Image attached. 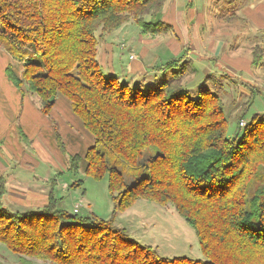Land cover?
I'll return each instance as SVG.
<instances>
[{"label": "trees", "instance_id": "16d2710c", "mask_svg": "<svg viewBox=\"0 0 264 264\" xmlns=\"http://www.w3.org/2000/svg\"><path fill=\"white\" fill-rule=\"evenodd\" d=\"M165 1L0 0V43L21 65L19 73L7 66V76L38 96L43 113L58 95L70 101L93 139L84 172L94 180L106 174L114 202L110 219L81 216L57 208L50 188L42 207L11 211L0 176V242L22 263L34 257L52 264H264V114H253L239 138L229 137L222 81L208 74L188 90L183 77L197 70L190 59H169L160 68L170 77L145 90L103 73L98 62V41L128 20L145 35L170 32L165 22L145 19ZM259 45L252 48L256 66L264 63ZM79 160L72 155L70 168ZM121 162L136 166L130 184ZM137 199L171 203L193 228L204 259L163 257L116 227V210Z\"/></svg>", "mask_w": 264, "mask_h": 264}, {"label": "crops", "instance_id": "0c3cea01", "mask_svg": "<svg viewBox=\"0 0 264 264\" xmlns=\"http://www.w3.org/2000/svg\"><path fill=\"white\" fill-rule=\"evenodd\" d=\"M218 1L209 0L206 4L204 0H166L156 19L170 25V32L148 36L139 29L137 42L151 41L150 47L143 58L129 55L127 73L146 78L147 84L153 83L171 75L161 65L169 59L182 58L195 64L197 74L201 66L206 75L227 73L226 80L236 82L235 75L241 74L238 63L252 64L251 48L255 44L232 43L211 31L212 22L208 19L211 16L223 17L224 22L230 18L241 20L244 16L238 11L225 14L218 8ZM248 8L255 11V15L248 16L249 34H256L262 29L256 20L264 16V0H250ZM123 24L117 28L122 29ZM148 37L149 40H144ZM127 41L121 42V46H126ZM263 41L260 45L264 46ZM110 47L106 42L100 45L98 60L106 61ZM14 61L0 45V176L5 178L2 200L11 208L35 210L46 203L50 188L54 190L55 183L50 178L58 168V161L68 168L70 157L79 155L81 159L93 139L63 95L57 96L50 112L43 113L37 95L19 90L5 72L9 65L20 72Z\"/></svg>", "mask_w": 264, "mask_h": 264}, {"label": "rangeland", "instance_id": "374dc122", "mask_svg": "<svg viewBox=\"0 0 264 264\" xmlns=\"http://www.w3.org/2000/svg\"><path fill=\"white\" fill-rule=\"evenodd\" d=\"M249 1L219 0L218 8L223 9L225 14L227 12L233 13L238 11L244 16L241 20L230 18L225 22L223 17L211 16L208 18L212 22L211 31L217 37H221V39L225 37L232 43H262L264 40V16L256 20L262 27L261 31H258L256 34H249L247 25L248 16L255 15V11L248 8ZM204 2L207 4L209 0H204ZM158 13L148 14L145 16V19L147 21H155L157 20ZM121 28H116L110 33H106V39L98 41L97 59L100 55V45L104 42L111 45L110 50L108 49V53L110 54L107 56L106 61L104 62L99 59L98 62L103 73L113 74L120 82L130 83V86L140 84L142 89L145 90V86L147 85L146 78L142 76L132 77L127 73V65L130 61V54H136L137 57L143 58L150 47L148 44L151 41H142L144 44L140 41L137 42L139 40L137 36L140 34L138 33L140 28L132 20L125 22ZM149 38H144V40H149ZM126 39H128L126 46H121L120 43L124 40L126 41ZM0 45L4 46L3 43H0ZM35 59L37 60L38 58ZM14 62H16L14 63L15 68L21 69L19 61L16 60ZM238 65L241 74L235 75L234 80L236 82L231 83L229 78L226 80L228 75L225 74L227 73L217 76L220 77L222 85L225 84L224 88H221L222 90L220 89L221 91L219 90L218 93L221 98L223 97L227 136H236V138L240 137L243 125L250 121L253 114H264V64L257 66L251 64L247 66L244 62H241ZM198 69L197 75L192 74L183 77V83L190 91L195 90L204 80V75L206 76L203 67L199 66ZM211 75L215 76L216 74L212 73ZM169 77L167 76L166 79ZM197 81L199 82L197 83ZM208 85L210 86L211 84L208 83ZM224 91L225 93H223ZM147 154L148 152L145 150L142 151L138 161H142ZM57 165L58 168H56L55 174H52L50 178V180L55 179L53 193L57 199V208L66 209L81 216L93 212L103 219H110L114 211V202L108 193L107 175L105 174L101 179L94 180V178L84 172L82 158L75 169L70 168L71 164L67 168L61 161H58ZM134 167L122 162L118 165V169L121 171L127 184L133 181V177L137 173V169H133ZM74 182H78L79 185L71 186ZM249 190L251 191V188ZM2 202L5 206V201L2 200ZM75 204L77 205L74 207ZM6 207L11 211L34 210H19L10 206ZM113 223L116 227L123 228L131 240L155 247L157 252L163 257L187 256L193 259H204L193 228L177 213L171 203L159 204L147 199H137L130 207L122 211L116 210ZM29 259L31 260L29 264H52L49 261L34 257H30ZM0 264L24 263L20 261L19 254L12 252L0 242Z\"/></svg>", "mask_w": 264, "mask_h": 264}, {"label": "built area", "instance_id": "2783aa9c", "mask_svg": "<svg viewBox=\"0 0 264 264\" xmlns=\"http://www.w3.org/2000/svg\"><path fill=\"white\" fill-rule=\"evenodd\" d=\"M132 57V55H130V58Z\"/></svg>", "mask_w": 264, "mask_h": 264}]
</instances>
